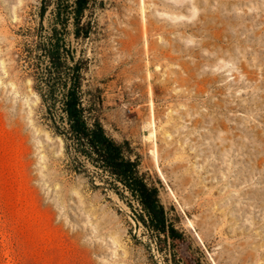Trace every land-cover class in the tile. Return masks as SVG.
<instances>
[{
  "label": "rangeland",
  "instance_id": "obj_1",
  "mask_svg": "<svg viewBox=\"0 0 264 264\" xmlns=\"http://www.w3.org/2000/svg\"><path fill=\"white\" fill-rule=\"evenodd\" d=\"M0 0V264H183L107 176L74 170L30 69L54 5ZM82 101L203 264H264V0H90ZM61 104L55 113L64 126ZM126 202H130V208Z\"/></svg>",
  "mask_w": 264,
  "mask_h": 264
},
{
  "label": "trees",
  "instance_id": "obj_2",
  "mask_svg": "<svg viewBox=\"0 0 264 264\" xmlns=\"http://www.w3.org/2000/svg\"><path fill=\"white\" fill-rule=\"evenodd\" d=\"M90 0H42L40 18L50 4L54 5L55 25L48 36L37 34L32 54L31 71L35 88L54 127L65 141L66 154L74 164V170L80 168L87 172L85 163L95 171L107 176L112 191L122 200L125 193L135 199L140 213L139 221L157 238L163 237L183 264H203L189 247L183 233L169 221L166 210L160 200L158 189L147 183L139 170L136 159L127 154V144H122L110 137L99 118L91 117L90 111L82 101V66L75 60L60 29L71 18L74 36L86 38L81 20ZM61 104L63 115L57 124L55 113ZM126 204L132 208L130 202Z\"/></svg>",
  "mask_w": 264,
  "mask_h": 264
}]
</instances>
